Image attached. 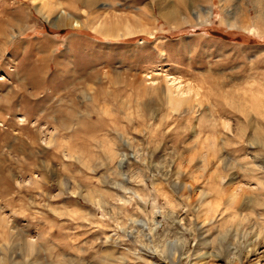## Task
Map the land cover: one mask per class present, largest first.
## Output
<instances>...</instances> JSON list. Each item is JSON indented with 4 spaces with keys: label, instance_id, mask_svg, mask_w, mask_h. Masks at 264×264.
I'll use <instances>...</instances> for the list:
<instances>
[{
    "label": "rangeland",
    "instance_id": "obj_1",
    "mask_svg": "<svg viewBox=\"0 0 264 264\" xmlns=\"http://www.w3.org/2000/svg\"><path fill=\"white\" fill-rule=\"evenodd\" d=\"M0 264H264V0H0Z\"/></svg>",
    "mask_w": 264,
    "mask_h": 264
},
{
    "label": "bare ground",
    "instance_id": "obj_2",
    "mask_svg": "<svg viewBox=\"0 0 264 264\" xmlns=\"http://www.w3.org/2000/svg\"><path fill=\"white\" fill-rule=\"evenodd\" d=\"M77 20V19H76ZM75 20V18H73V20H69V17L68 16H66L64 13H62L60 16H59V18L57 19V22L60 24V25H62L63 26V24L64 23H67V25H71V26H73L74 28L75 27H79L80 26V23L78 22V21H76ZM57 26V25H56ZM61 27V26H60ZM59 28V27H58ZM249 84V83H248ZM250 88V87H249ZM251 89V88H250ZM244 91V90H243ZM240 92V91H239ZM249 92V91H248ZM251 92V91H250ZM242 93V92H241ZM245 94H247V92L245 93ZM258 95V94H257ZM239 96V95H238ZM246 96V95H245ZM259 96V95H258ZM233 102V101H232ZM238 106V105H237ZM239 107V106H238ZM237 108V107H236ZM245 111V110H244ZM243 111V112H244ZM263 112V111H262ZM235 198H233L232 200H234ZM204 202V201H203ZM227 203H229V205H231L232 206V204H236L237 203V201H226ZM208 204V203H207ZM199 205H200V203H199ZM203 204L201 203V206H202ZM203 207H201V210H203L202 209ZM175 218V217H174ZM173 219V218H172ZM178 222V221H177ZM153 231V230H152ZM171 246H174V248L176 249L177 247H179L180 245L179 244H176V243H172L171 244ZM184 247V246H183ZM180 250H184V248H181ZM182 252V251H181Z\"/></svg>",
    "mask_w": 264,
    "mask_h": 264
}]
</instances>
